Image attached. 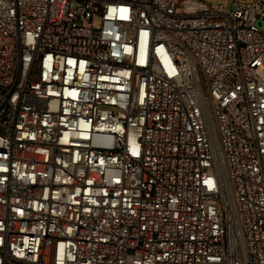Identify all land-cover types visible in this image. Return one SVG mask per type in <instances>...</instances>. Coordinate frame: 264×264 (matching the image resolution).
<instances>
[{"label":"built area","instance_id":"obj_1","mask_svg":"<svg viewBox=\"0 0 264 264\" xmlns=\"http://www.w3.org/2000/svg\"><path fill=\"white\" fill-rule=\"evenodd\" d=\"M0 264H264V0H0Z\"/></svg>","mask_w":264,"mask_h":264}]
</instances>
